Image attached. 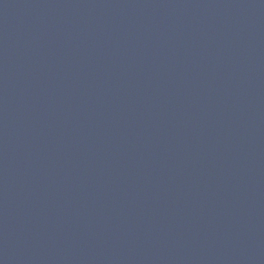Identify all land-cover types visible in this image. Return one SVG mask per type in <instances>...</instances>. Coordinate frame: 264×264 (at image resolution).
<instances>
[{
  "label": "water",
  "instance_id": "obj_1",
  "mask_svg": "<svg viewBox=\"0 0 264 264\" xmlns=\"http://www.w3.org/2000/svg\"><path fill=\"white\" fill-rule=\"evenodd\" d=\"M0 264H264V0H0Z\"/></svg>",
  "mask_w": 264,
  "mask_h": 264
}]
</instances>
